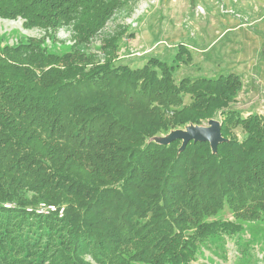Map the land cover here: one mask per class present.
Masks as SVG:
<instances>
[{"label":"trees","instance_id":"16d2710c","mask_svg":"<svg viewBox=\"0 0 264 264\" xmlns=\"http://www.w3.org/2000/svg\"><path fill=\"white\" fill-rule=\"evenodd\" d=\"M135 1L0 0V18L45 32L0 39V264H187L201 240L241 230L211 219L224 208L264 219V116L230 106L238 74L177 82L156 56L114 62V36L103 61L88 51ZM64 26L73 43L48 46ZM218 114L216 152L153 140Z\"/></svg>","mask_w":264,"mask_h":264},{"label":"rangeland","instance_id":"374dc122","mask_svg":"<svg viewBox=\"0 0 264 264\" xmlns=\"http://www.w3.org/2000/svg\"><path fill=\"white\" fill-rule=\"evenodd\" d=\"M23 22L20 17L0 18V39L14 44L45 35L42 29L25 28ZM111 36L117 39L114 62L138 67L156 56L174 64L177 82L184 77L238 74L242 86L230 106L243 115L264 116V0H137L116 10L91 39L88 51L103 61L101 47ZM45 43L56 49L73 43L71 28L53 31ZM181 44L186 48L180 50ZM179 51L181 57L176 56ZM185 100L189 102V96ZM235 132L243 136L240 128ZM211 219L236 221L242 228L201 240L195 258L187 264H264V219L236 220L228 208Z\"/></svg>","mask_w":264,"mask_h":264},{"label":"water","instance_id":"95a60500","mask_svg":"<svg viewBox=\"0 0 264 264\" xmlns=\"http://www.w3.org/2000/svg\"><path fill=\"white\" fill-rule=\"evenodd\" d=\"M176 139L182 140L179 151L183 150L190 141L209 142L213 152L217 151V147L225 138L221 132V121L217 118H211L207 124L190 123L185 127L171 130L169 133L156 136L153 138L158 143L169 144Z\"/></svg>","mask_w":264,"mask_h":264},{"label":"built area","instance_id":"2783aa9c","mask_svg":"<svg viewBox=\"0 0 264 264\" xmlns=\"http://www.w3.org/2000/svg\"><path fill=\"white\" fill-rule=\"evenodd\" d=\"M51 209H54V207L52 206V207H50ZM41 209H43V208H41ZM44 210V209H43Z\"/></svg>","mask_w":264,"mask_h":264}]
</instances>
